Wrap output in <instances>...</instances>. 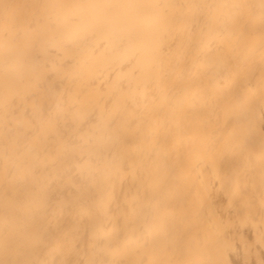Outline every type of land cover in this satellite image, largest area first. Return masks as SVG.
<instances>
[{
    "label": "bare ground",
    "instance_id": "6f19581e",
    "mask_svg": "<svg viewBox=\"0 0 264 264\" xmlns=\"http://www.w3.org/2000/svg\"><path fill=\"white\" fill-rule=\"evenodd\" d=\"M0 264H264V0H0Z\"/></svg>",
    "mask_w": 264,
    "mask_h": 264
}]
</instances>
